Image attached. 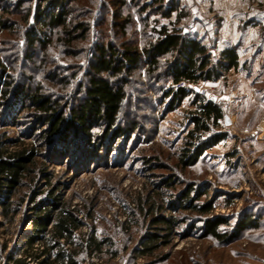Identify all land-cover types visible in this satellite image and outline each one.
I'll use <instances>...</instances> for the list:
<instances>
[{"label": "rangeland", "instance_id": "rangeland-1", "mask_svg": "<svg viewBox=\"0 0 264 264\" xmlns=\"http://www.w3.org/2000/svg\"><path fill=\"white\" fill-rule=\"evenodd\" d=\"M49 1L0 0V22H4L0 25V63L5 69L3 80L10 76L31 89L39 87L61 105L63 117L79 103L78 88L86 83L96 44L119 46L133 41L141 49L156 40L165 26L169 33L197 38L216 58L230 48L238 55L237 68L223 71L219 79L179 85L191 93L171 110L170 97L164 92L173 83L165 75V62L148 76L143 61L126 77L123 87L119 122L125 127L133 123L131 132L115 139L109 150L102 147L96 157L76 169L77 162L73 164L69 154L68 159L59 155L56 161L47 155L41 158L53 174L51 182L61 181L59 193L71 209L84 211L93 206V218L84 212L79 215L84 226L75 239L94 234L113 244L104 246L101 253L84 255L80 264H264V0H120L125 5L116 7L111 0H66L67 29L77 23L86 28L84 35L77 32L69 43L61 28H45L34 18L36 8L44 9ZM174 1L177 9L165 17L163 12ZM142 4L146 9L140 12ZM115 11L119 19L130 21L119 34L110 22ZM30 30L40 38L44 32V46L36 42L28 47ZM202 90L205 95L200 94ZM207 101L215 102L223 117L215 124L208 120L209 132L191 137L192 118L201 115L199 107ZM2 104L0 131L32 144L33 137L23 136L34 126L33 110L19 101L8 104L7 111ZM37 128L39 132L44 127ZM91 132L97 137L102 127ZM215 134H222L223 139L203 151L195 164L185 167L181 163L195 145ZM77 140L71 139L72 143ZM168 179L171 187L163 184ZM190 185L192 203L210 202L209 213L199 214L188 204H180V196ZM26 193L25 187L19 189L12 200L17 203ZM198 193L202 195L196 199ZM26 201L13 220L4 217L0 208V264L11 252L15 257L22 254V236L30 229L29 224L20 228L30 216ZM150 205L154 208L147 214ZM241 213L260 215L258 227L244 230L226 245L205 234L206 219L228 218L229 223L219 226L221 231L232 227ZM157 216L172 218L176 224L168 231H156L165 228L151 225ZM167 232L168 242L160 239L153 255L139 253L148 235ZM163 255L166 259H159Z\"/></svg>", "mask_w": 264, "mask_h": 264}, {"label": "trees", "instance_id": "trees-1", "mask_svg": "<svg viewBox=\"0 0 264 264\" xmlns=\"http://www.w3.org/2000/svg\"><path fill=\"white\" fill-rule=\"evenodd\" d=\"M65 2L66 0H50L44 9L36 8L34 18L45 28H61L62 33L67 37L66 43H69L77 32L81 31L83 32L81 35H84L86 28L83 27V23H77L71 29H67L66 19L69 10H66ZM111 2L115 7L116 4L125 5L120 0H111ZM177 6L178 2H171L168 9L163 12L164 16L170 17ZM141 7L140 12L146 9V5L142 4ZM112 15L111 19L115 21L112 23L111 20V25L113 24L115 33L119 34L129 24V18L119 19L116 11ZM142 20H145V17ZM0 25L3 26L4 22L1 21ZM34 32V30L27 32L28 47L32 48L36 42L44 46L46 43L44 32L41 38ZM144 45L139 49L133 41L120 43L119 46L110 42L96 44L89 63V72L86 74V83L78 88V92H81L76 97L79 98V103L69 107L66 117H63V108L57 100L44 94L39 87L31 89L15 82L10 76L3 80L5 69L0 63V86L3 84L0 91V108L3 106L2 103H5V110L6 108L8 110L13 101H19L24 103L23 107L33 110L31 114L34 118V126H31L30 132L23 136V138L33 137L32 144L9 137L6 131H0L1 213L4 217L13 220L21 213L22 203L26 198V205L30 209V216L20 223V228H25L28 224L30 226L22 236L24 239L22 254L15 257L13 252L9 253L3 264H80L84 255L101 253L104 246L113 245L110 239L100 240L95 238L94 234H81L75 239V234L84 226L79 215L84 212L86 216L93 218V206L84 207V211L81 207L71 209L69 202L63 200L59 193L63 186L61 181L51 182L53 174L41 158L47 155V159L56 161L59 155H65L67 159L71 155L72 163L77 162L73 167L76 169L96 157L102 147L109 150L115 139L131 132L134 124L125 127L120 124L119 115L125 99L123 87L126 77L133 69L146 60V74L150 76L158 70L161 61L165 62L163 64L165 75L173 83V87L164 92V96L170 97L171 110L191 93L190 90L179 86L180 82L217 80L222 76L223 71L238 66V55L234 48L221 51L216 58L197 38L179 32L169 33L165 26L161 28L156 40ZM111 78L115 80L111 81ZM199 108L201 115L192 118L194 129L189 132L191 137L197 132H209L208 120H212L215 124L223 117L221 108L213 101H207ZM40 124L44 128L37 132ZM96 126L102 127V134L94 137L91 129ZM70 138H78L77 143H72ZM222 139V134H215L199 142L186 160L182 158L181 163L184 162L185 167L195 164L203 151ZM188 145L193 146L191 142ZM171 183L172 180L168 179L163 184L171 187ZM24 187L27 193L18 197L16 203L12 198ZM191 190L190 185L182 193L180 204H188L187 207L199 214L209 213L212 209L211 203L193 204L190 199ZM201 193L197 194L196 199H199ZM153 208L150 205L146 213L150 214ZM259 219L260 215L241 213L232 227L218 231L220 225L229 223L228 218L218 216L212 220H205L204 231L219 243L226 245L237 240L244 230L256 229ZM175 224L172 218L164 219L157 216L151 219L152 226L165 227L157 228L156 231H168ZM89 230L92 232L94 226L91 225ZM169 236V232L151 233L143 242V248L139 253L142 256L153 255L158 249V241L164 239L161 243H167ZM159 259L165 260L166 256L163 255Z\"/></svg>", "mask_w": 264, "mask_h": 264}, {"label": "built area", "instance_id": "built-area-1", "mask_svg": "<svg viewBox=\"0 0 264 264\" xmlns=\"http://www.w3.org/2000/svg\"><path fill=\"white\" fill-rule=\"evenodd\" d=\"M183 84H184V82H180L178 85H183ZM200 94L205 95V91L204 90L200 91Z\"/></svg>", "mask_w": 264, "mask_h": 264}, {"label": "water", "instance_id": "water-1", "mask_svg": "<svg viewBox=\"0 0 264 264\" xmlns=\"http://www.w3.org/2000/svg\"><path fill=\"white\" fill-rule=\"evenodd\" d=\"M225 119H226V124H228V117H225Z\"/></svg>", "mask_w": 264, "mask_h": 264}]
</instances>
